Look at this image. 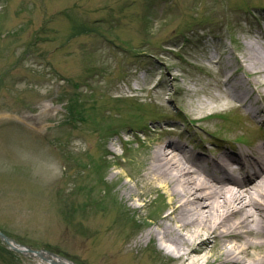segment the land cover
<instances>
[{
    "label": "rangeland",
    "instance_id": "1",
    "mask_svg": "<svg viewBox=\"0 0 264 264\" xmlns=\"http://www.w3.org/2000/svg\"><path fill=\"white\" fill-rule=\"evenodd\" d=\"M262 32L264 0H0V231L73 264H107V220L134 231L118 213L120 183L134 189L150 147L177 141L216 159L264 138L232 101L216 102L236 79L264 109L245 61ZM110 186L116 201L94 206ZM157 197L134 203L144 208L130 215L141 229L129 243L165 206ZM140 246L117 264L179 263ZM0 264L41 263L0 241Z\"/></svg>",
    "mask_w": 264,
    "mask_h": 264
},
{
    "label": "bare ground",
    "instance_id": "2",
    "mask_svg": "<svg viewBox=\"0 0 264 264\" xmlns=\"http://www.w3.org/2000/svg\"><path fill=\"white\" fill-rule=\"evenodd\" d=\"M261 39H264V32ZM245 50L246 64L261 78L258 84L264 90V44H246ZM230 79L234 77H229V82ZM229 84L224 98L216 102L223 107L232 101L234 108L242 109L257 127L264 129V117L260 118L264 109L247 101L252 97L251 90L236 79ZM262 154L264 140L250 151L226 150L214 160L194 154L181 142L154 144L139 158L140 171L134 180V189L127 182L120 183L119 189L127 203H119L118 213L126 216L124 222L131 223L134 231L128 236L115 234L121 225L107 220L106 230L111 240L108 245L116 248L108 252L107 264H117L132 247L141 248L142 241L146 245L151 243L159 261L162 253L156 246L173 254L178 264H264V158H257ZM231 161L239 164V175L229 172ZM101 189L100 201L94 198V206L105 199L116 201L111 195L113 186ZM138 189L142 190L138 192ZM148 194L164 196L167 202L156 209L148 224L150 227L142 231L135 246L129 239L141 226L130 215L140 213L142 216L144 205L134 203L144 201ZM115 239L118 246H115ZM34 258L41 264H63L46 255Z\"/></svg>",
    "mask_w": 264,
    "mask_h": 264
},
{
    "label": "water",
    "instance_id": "3",
    "mask_svg": "<svg viewBox=\"0 0 264 264\" xmlns=\"http://www.w3.org/2000/svg\"><path fill=\"white\" fill-rule=\"evenodd\" d=\"M0 241L3 245L7 246L8 249L24 255V256H30V257H38L40 255H46L48 257H51L52 259L60 260L63 264H73L72 262L68 261L64 257H61L59 255L53 254L51 252L45 251V250H33L26 246L18 244L14 239L7 237L4 233L0 231ZM59 262V261H58Z\"/></svg>",
    "mask_w": 264,
    "mask_h": 264
}]
</instances>
